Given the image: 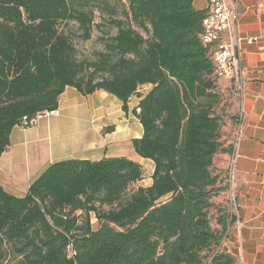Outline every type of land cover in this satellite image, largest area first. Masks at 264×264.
Here are the masks:
<instances>
[{
    "label": "trees",
    "instance_id": "obj_1",
    "mask_svg": "<svg viewBox=\"0 0 264 264\" xmlns=\"http://www.w3.org/2000/svg\"><path fill=\"white\" fill-rule=\"evenodd\" d=\"M195 1L0 0V157L68 87L104 91L127 112L152 86L133 111L143 135L132 147L154 164L148 187L125 157L52 164L23 197L0 187V264H237L220 252L235 219L214 202L227 187L213 166L232 149ZM96 28L102 51L79 58Z\"/></svg>",
    "mask_w": 264,
    "mask_h": 264
},
{
    "label": "crops",
    "instance_id": "obj_2",
    "mask_svg": "<svg viewBox=\"0 0 264 264\" xmlns=\"http://www.w3.org/2000/svg\"><path fill=\"white\" fill-rule=\"evenodd\" d=\"M237 5L240 20L238 30L243 43L242 68L245 76L243 106L249 114L237 163V201L239 220L230 228L220 252L231 254L240 264H264V0H229ZM197 9H207V2L196 0ZM218 87L226 98L230 80L222 79ZM152 86L140 89L128 103V111L113 95L97 91L84 96L68 87L60 101L57 114L40 115L30 128L17 126L12 131L10 146L0 157V187L16 197H23L29 187L52 164L73 159L100 161L125 157L150 169L151 186L154 164L140 158L132 147V140L141 138L143 127L133 111ZM113 127L114 131L104 133ZM233 123L226 124L222 142L231 143ZM230 153H219L214 160V172L225 186ZM145 178V175H144ZM227 193L214 198L225 204Z\"/></svg>",
    "mask_w": 264,
    "mask_h": 264
},
{
    "label": "built area",
    "instance_id": "obj_3",
    "mask_svg": "<svg viewBox=\"0 0 264 264\" xmlns=\"http://www.w3.org/2000/svg\"><path fill=\"white\" fill-rule=\"evenodd\" d=\"M207 2V17L204 21V46L209 48V55L214 64V79L218 83L222 79L230 80L227 89L228 102L225 108L226 124L233 123L231 133V153L225 180L226 204L231 217L242 226L239 220V205L237 201V163L239 148L244 138L245 128L249 122V114L243 106L245 97V76L242 68L243 43H253V39L245 40L239 33L240 14L237 5H231L229 0H204ZM57 114V111L46 112L45 115ZM36 124V119H23L22 127L30 128ZM226 124L223 130L226 128ZM241 263V257L239 259ZM239 263V264H240Z\"/></svg>",
    "mask_w": 264,
    "mask_h": 264
},
{
    "label": "rangeland",
    "instance_id": "obj_4",
    "mask_svg": "<svg viewBox=\"0 0 264 264\" xmlns=\"http://www.w3.org/2000/svg\"><path fill=\"white\" fill-rule=\"evenodd\" d=\"M97 23H102V19L100 17V15H97ZM109 32L111 31V33H115V30H108ZM93 39L88 41V42H82V41H78L77 42V48H78V52H79V58L83 59V58H87V59H95L97 57V53L101 52L103 49V44L99 41L100 37H103V35H105L103 33V31L98 30L97 28L95 29V32ZM228 95L226 94V98H225V103L228 102ZM145 184H148L150 181V169L148 167L145 166ZM93 223H94V227L97 228L98 227V223L96 221V219H93Z\"/></svg>",
    "mask_w": 264,
    "mask_h": 264
},
{
    "label": "bare ground",
    "instance_id": "obj_5",
    "mask_svg": "<svg viewBox=\"0 0 264 264\" xmlns=\"http://www.w3.org/2000/svg\"><path fill=\"white\" fill-rule=\"evenodd\" d=\"M203 44H204V40H203ZM228 99V98H227Z\"/></svg>",
    "mask_w": 264,
    "mask_h": 264
}]
</instances>
